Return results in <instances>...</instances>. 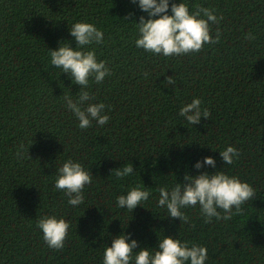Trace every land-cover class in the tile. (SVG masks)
Returning <instances> with one entry per match:
<instances>
[{
  "label": "trees",
  "instance_id": "trees-1",
  "mask_svg": "<svg viewBox=\"0 0 264 264\" xmlns=\"http://www.w3.org/2000/svg\"><path fill=\"white\" fill-rule=\"evenodd\" d=\"M173 2L181 0H169L170 15ZM183 2L222 15L211 26L220 40L165 57L136 47V23L148 14L132 0H0V264H103L106 247L123 233L152 252L165 235L205 246V264H264V0ZM76 22L103 32V42L88 47L110 69L86 89L110 119L86 129L64 100H75L80 85L50 55L60 44L76 47ZM167 76L176 84L166 86ZM194 98L210 116L191 125L179 112ZM229 145L240 153L231 165L220 155ZM206 156L216 167L195 168ZM69 159L92 175L75 207L55 188ZM125 165L134 172L118 179L116 168ZM215 171L255 190L230 220L205 223L197 205L181 209L184 222L158 206L160 188L182 183L186 173ZM136 186L148 200L133 211L118 207L117 197ZM50 215L70 224L62 250L49 248L37 227Z\"/></svg>",
  "mask_w": 264,
  "mask_h": 264
},
{
  "label": "clouds",
  "instance_id": "clouds-1",
  "mask_svg": "<svg viewBox=\"0 0 264 264\" xmlns=\"http://www.w3.org/2000/svg\"><path fill=\"white\" fill-rule=\"evenodd\" d=\"M138 3L139 8L148 14L143 15L136 23L138 38L135 40L137 48H142L149 53L161 54L165 57L182 55L191 52H199L205 44H215L220 40V30L216 29L215 37L211 34L212 24H219L223 19L218 18L214 10L196 5L190 11L187 3L171 4V15L168 13L169 0H132ZM127 19V17H125ZM70 34L76 41V47L70 44L61 45L56 50H50L51 64L68 73L72 82L80 85L79 95L74 100L71 96H64L66 105L79 121V127L86 129L95 121L103 126L108 123L110 117L105 112L106 105L102 102L91 103L94 96L88 89L90 78L96 83H101L110 74L106 61L98 60L95 49L88 46L103 42V32L94 24L88 22H76L70 28ZM246 39H255L253 35L246 34ZM147 75V74H146ZM165 85H175L173 76H167ZM179 115L189 124L200 123L201 117L208 118L210 112L202 108L200 98H194L190 103L180 108ZM220 155L224 164L231 165L234 158H239V150L232 145L227 146ZM204 165L216 167L213 156H206L203 161H197L195 168L200 169ZM133 165H125L116 168V177L124 178L133 174ZM92 183V175L81 163L69 159L58 169L55 188L61 190L68 197V203L78 206L84 202V188ZM254 188L237 176H230L224 171H215L209 174L202 172L199 175L186 173L184 181L178 182L171 189L162 187L159 189L158 206L166 207L168 216L179 218L187 222L188 217L181 211L182 208L200 206L201 215L205 223L212 218L230 220L241 211V205L253 200ZM149 198V192L140 186L132 187L126 195L117 197V206L133 211L137 205ZM223 215L221 214V211ZM37 227L43 233V239L48 247L53 250H62L68 237L69 222L63 217L55 215L41 217L37 221ZM130 234H120L113 238L111 246L106 247L103 254V264H130L133 260L134 250L135 264H205L208 259L207 248L202 245L191 244L189 241H181L171 235H165L159 241L158 248L154 252L149 247L138 248V242L132 239Z\"/></svg>",
  "mask_w": 264,
  "mask_h": 264
}]
</instances>
